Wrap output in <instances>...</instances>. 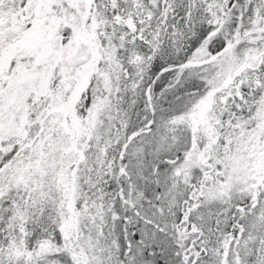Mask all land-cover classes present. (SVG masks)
<instances>
[{"label": "snow or ice", "instance_id": "1", "mask_svg": "<svg viewBox=\"0 0 264 264\" xmlns=\"http://www.w3.org/2000/svg\"><path fill=\"white\" fill-rule=\"evenodd\" d=\"M0 264H264V0H0Z\"/></svg>", "mask_w": 264, "mask_h": 264}]
</instances>
